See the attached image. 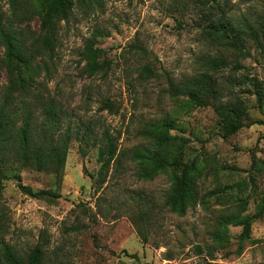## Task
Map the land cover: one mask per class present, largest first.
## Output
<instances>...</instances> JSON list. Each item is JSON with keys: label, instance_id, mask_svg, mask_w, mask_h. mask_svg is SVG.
Here are the masks:
<instances>
[{"label": "rangeland", "instance_id": "374dc122", "mask_svg": "<svg viewBox=\"0 0 264 264\" xmlns=\"http://www.w3.org/2000/svg\"><path fill=\"white\" fill-rule=\"evenodd\" d=\"M218 2L219 7L201 13L196 0H98L95 6L75 4L67 19L54 22L57 41L49 77L45 81L40 75L46 86L41 95L59 108L61 134L77 127L89 130L82 141H69L59 179L49 170L7 159L0 189V252L2 242L20 256L37 244L43 251L40 264H202L216 217L234 210L236 199L245 202L243 213L254 212L264 198V40L255 29L264 0ZM7 6L0 0L5 14ZM218 8L233 23L253 27L255 38L246 34L238 48L208 38L199 26L215 18ZM20 26L35 35L44 30L36 15ZM96 28L102 34L95 45L108 66L87 77L79 50ZM219 59L220 64H212ZM200 73L214 84L216 101L240 100L245 106L244 125L225 138L210 105L194 106L169 87ZM5 83L0 63V90ZM103 101L112 103L110 110L102 109ZM31 117L38 130L40 107L32 109ZM162 118L172 119L169 132L184 140L182 160H193L200 171L198 199L183 215L164 204L172 169L143 179L130 157L132 149L147 145L138 132ZM103 129L116 136L117 157L98 180L96 143ZM15 175L22 184L59 196L24 194L15 185ZM138 209L145 213V242L131 222ZM239 233L240 226L228 225V243L210 261L264 264V215L251 220L248 238L240 241ZM195 244L203 248L200 255L194 253Z\"/></svg>", "mask_w": 264, "mask_h": 264}, {"label": "trees", "instance_id": "16d2710c", "mask_svg": "<svg viewBox=\"0 0 264 264\" xmlns=\"http://www.w3.org/2000/svg\"><path fill=\"white\" fill-rule=\"evenodd\" d=\"M218 1L196 0L195 4L201 13H209L210 10L219 7ZM6 2L8 14L0 10V46L3 49L0 63L6 74V83L0 90V189L1 180L5 178L3 168L9 157L10 162L18 163L22 167L39 171L49 170L59 179L69 141L74 138L80 142L88 132L89 126H85L81 132L77 127L73 133L65 129L61 134L57 117L59 108H56L51 97L47 96L44 99L41 92L46 89L44 82L48 79L52 66L50 54L57 41L54 22L67 19L75 4L84 7L95 6L98 0H6ZM218 10L219 14L215 18L206 19V22L199 26L201 32L208 38L216 39L221 44L233 48H238L248 33L255 38L253 27L243 22L233 23L221 8ZM32 15L38 17L44 28L43 32L36 35L20 26L21 22L28 20ZM255 29L264 40V13L256 18ZM101 34L102 31L96 28L83 40L79 50V55L84 61L82 74L87 77L105 71L108 66V61L102 58V49L95 45L97 37ZM131 48L142 54L148 53L139 44H131ZM220 63L221 59L212 62L213 65ZM142 70L148 75L152 74L148 66H142ZM40 75L46 78L44 82ZM169 87L175 92L174 96H184L186 101L194 106L210 105L217 117L222 138L244 125L242 116L246 109L243 103L240 100L230 103L216 101L215 86L206 74L200 73L197 77H190L178 85L169 83ZM256 92L259 99L258 90ZM34 107H40L43 113L38 130L32 123L31 112ZM101 107L110 110L112 103L103 101ZM148 124L138 132L147 140V145L132 149L130 157L138 165L137 175L143 179H150L158 172L172 169L164 204L170 212L183 215L198 199L199 167L193 160H182L184 140L175 139L169 132L174 126L172 119L162 118ZM96 145V159L100 163L96 173L98 180H102L103 171L117 157L116 136L103 129ZM88 176L93 177L92 174ZM14 177L16 187L24 194L33 197L59 196L54 190L34 189L22 184L18 175ZM245 205L243 200L236 199L234 210L216 217L210 232L212 244L206 246V258L203 257L202 264H222L210 260L213 259L214 251L222 249L228 243L230 238L228 225L240 226V241L248 238L251 220L264 215V198L256 203L252 214L243 213ZM138 211V216L131 218V222L141 242H145L147 236L141 228L145 213L141 209ZM1 245L2 264H40L43 258V251L37 244L24 256L18 255L3 242ZM237 248L240 250V242ZM193 250L196 255H200L203 248L195 244ZM164 255L163 258L169 259L167 254Z\"/></svg>", "mask_w": 264, "mask_h": 264}]
</instances>
